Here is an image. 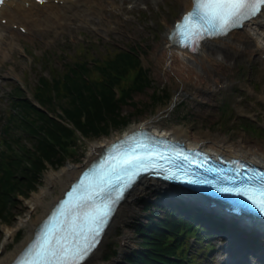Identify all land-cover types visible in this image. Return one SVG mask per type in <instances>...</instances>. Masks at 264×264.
Returning <instances> with one entry per match:
<instances>
[{
	"label": "rangeland",
	"instance_id": "1",
	"mask_svg": "<svg viewBox=\"0 0 264 264\" xmlns=\"http://www.w3.org/2000/svg\"><path fill=\"white\" fill-rule=\"evenodd\" d=\"M104 4L106 7L104 15L86 12L88 17L84 20L79 16L72 18L71 12H69L70 25H66L65 20L60 19L52 26L46 24L44 29L36 28L34 32H22L20 35H16L8 28L0 29V136L3 133L2 125L7 118L8 93L11 92V88L17 84L21 85L27 96L33 98L32 91L38 75L42 73L49 76L50 69L48 67L69 60L70 55L74 54L81 44L92 46V43H96V48L101 49L109 42L115 45H140L143 63L148 67L153 80L151 86L134 93L133 98L137 102L135 108L131 103L122 105V112L129 115L131 120L127 127L112 130L109 134L97 138L80 139L76 143L75 149L67 155V159L62 163L52 164L45 161V167L40 172L34 186H26L23 188V192H18L15 205L7 219L4 218L5 216L0 217V252L4 248V227L12 225V222L16 221L18 217L27 214L24 207L25 200L42 186L46 171L84 163L92 144L111 139L114 135L125 132L134 125L155 116L166 128L190 125L196 133H213L218 136H227L231 140H246L251 145L264 149V133L261 136L252 134L250 130L242 126L243 120L240 119V116H246L264 127V59L259 53L251 54L247 59L243 60L242 58L236 62L231 58V65L225 66L219 72L220 82L215 84L213 79L209 80L210 84H214L213 91L197 90L191 83H186L183 88H179L176 80L168 79L156 65L153 49L157 44H163L168 23L178 17L184 9L183 0H139L137 2L135 0H124V2L122 0H105ZM131 5L133 6L129 7ZM253 27L254 25L250 28L252 36H256ZM4 35L7 36L5 40L2 39ZM238 53L234 52L233 56H237ZM155 88L163 89L160 93L164 97L161 98L162 102H157L153 98ZM168 95L169 97H167ZM158 114L160 115L157 116ZM13 133L23 136L22 133H19L18 128L14 129ZM21 140L20 142H25V138ZM25 143L31 147V140H27ZM59 193L60 189L56 186L53 194ZM158 193L160 194V190L153 187L141 195L137 201L139 212L133 215L126 224L130 231L128 238L130 246L124 251L119 264H129L126 260L127 256L140 248L142 238L136 234L134 224L137 221L147 222L149 211L146 206L159 201ZM48 197L51 198V195ZM146 202H148L147 205H145ZM183 203L186 202L183 201ZM152 208L157 213V215L154 214L155 219L165 216L166 208L157 206H152ZM124 229V225H120L115 232H111L103 240L104 242L102 241L104 262L119 257ZM25 233L26 231L22 230L18 242L25 237ZM229 234L231 236L223 240L221 235L212 232L208 239L211 240L214 247L210 252L207 250L200 252V248H198L203 247L208 240L197 244L196 239L190 237V246L192 249L194 247L193 252L197 255L195 264H220L219 259L226 254L241 258L242 247L232 244V238L239 235L240 232ZM258 239L260 242L256 243L255 247L259 248L261 256H264V238L258 237ZM11 245L13 248L16 242L13 241ZM116 246L118 255L109 258ZM225 246L228 251L223 248ZM257 258L253 256L252 261ZM238 262L245 264L242 261ZM261 263L263 262L258 261L257 264Z\"/></svg>",
	"mask_w": 264,
	"mask_h": 264
},
{
	"label": "trees",
	"instance_id": "2",
	"mask_svg": "<svg viewBox=\"0 0 264 264\" xmlns=\"http://www.w3.org/2000/svg\"><path fill=\"white\" fill-rule=\"evenodd\" d=\"M79 47L62 65L48 67L49 76L39 75L33 98L18 84L8 93L9 108L0 136V217L7 219L18 192L34 186L45 161L56 164L66 159L78 136L97 138L127 127L131 120L122 112V105L131 103L135 108L134 93L153 83L134 45L108 43L101 49L92 43ZM162 91L153 90L157 102L163 101ZM242 126L260 135L261 128L248 120ZM16 128L23 136L13 133ZM23 138L31 140V147L20 142ZM152 206L147 205V222L134 224L142 241L126 260L130 264L196 263L189 238L194 236L201 244L206 237V228L194 223L196 213L192 211L188 217L177 208L159 205L166 208V214L155 219ZM211 246L206 242L200 250ZM117 254L114 247L109 258Z\"/></svg>",
	"mask_w": 264,
	"mask_h": 264
},
{
	"label": "bare ground",
	"instance_id": "3",
	"mask_svg": "<svg viewBox=\"0 0 264 264\" xmlns=\"http://www.w3.org/2000/svg\"><path fill=\"white\" fill-rule=\"evenodd\" d=\"M122 2H124V0H122ZM104 3L105 0H58V2L55 0H44L42 2L38 0H7L0 7V29L8 28L16 35H20L22 31H18V29L15 30L16 26H22L25 27L26 31L34 32L36 28L38 30L44 29L46 24L52 26L54 22L60 19L65 20L66 25H70L68 20L69 12H71L70 16L72 18L79 16L83 20L88 17V13L86 12L104 15L106 11ZM191 4L192 0H183V11L188 9ZM4 19L5 22H3ZM252 25H254L253 28L255 30L254 32L257 34L256 36H252L250 29ZM173 26L174 21H170L163 44H157L153 49V54L156 65L163 71L168 79H175L179 88H183L186 83H191L197 90L213 91L215 89L214 84H210L209 80L213 79V82L218 84L220 82L219 72L221 69L225 68V66L231 65V58L236 62L242 58L243 60L247 59L251 54L254 55L259 53L264 59V9L257 17L247 22L243 28L232 30L226 36L214 37L202 41L197 52L181 49L171 42L168 38V33ZM6 38L7 36L4 35L2 39L5 40ZM234 52L239 53L234 57ZM217 53H219V56H217ZM59 111L62 112L60 109ZM159 115L160 114L157 116ZM142 124L155 129L161 128L176 137L185 138L190 142L192 141L203 146H208L227 157H242L245 159L253 157L258 158L264 163V149L257 148L246 140H231L227 136H218L213 133H196L192 130L190 125H179L166 128L156 116L140 123V125ZM136 126L139 127V124L134 125L132 128ZM117 137L118 135H114L111 139L92 144L85 157L84 163L79 165H68L57 170L49 169L45 172L42 186L25 200L24 207L27 210V214L18 217L16 221L12 222V225H6L3 229L5 234L3 240L4 248L0 252V264H11L18 257L20 252L34 238L39 225L52 211L56 203L65 194L73 181L80 175L82 170L103 152L107 144L111 143ZM83 138L88 137L80 135L76 139V142ZM75 147L76 146H74L71 151L74 150ZM56 186L60 189V193L57 195L53 194ZM153 187L159 190H176L173 189L174 187L170 183L162 181L161 179L142 178L139 180L134 187L125 194L124 200L119 205L98 247L82 264H119L120 258L124 255V251L130 246L128 241L130 231L126 227V224L133 215L139 212L137 201L140 196L147 193ZM48 195H51V198H49ZM160 196L161 195L158 193L157 197L159 201L153 202V206L162 208L159 205L171 206L172 204L181 202L175 199L165 200ZM193 201L196 203L201 202L200 199L196 198H194ZM147 203L148 202H146L145 205H147ZM147 211L149 210L147 209ZM120 225H124L125 229L121 236L122 243L119 257L114 258L112 261L104 262L103 240H105L111 232H115ZM22 230L26 231V235L18 242L17 240ZM13 241L16 242V245L11 248ZM219 263L225 264L226 262L224 259L221 260L220 258Z\"/></svg>",
	"mask_w": 264,
	"mask_h": 264
},
{
	"label": "snow or ice",
	"instance_id": "4",
	"mask_svg": "<svg viewBox=\"0 0 264 264\" xmlns=\"http://www.w3.org/2000/svg\"><path fill=\"white\" fill-rule=\"evenodd\" d=\"M264 8V0H194L192 10L177 21L176 29L183 34L190 32L193 37L201 33L212 35L227 32L230 27ZM151 153L130 150L122 160L120 171L130 181L139 170H147L146 163ZM126 186V185H124ZM243 191L261 209H264V187L224 189ZM96 195L82 197L58 231H50L43 242L30 250V258L22 264H80L97 241L112 208V202L96 204Z\"/></svg>",
	"mask_w": 264,
	"mask_h": 264
}]
</instances>
